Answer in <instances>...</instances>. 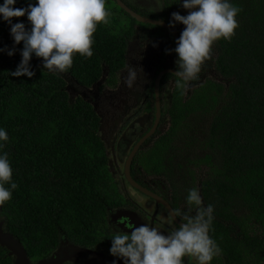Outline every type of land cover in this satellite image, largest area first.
<instances>
[{"label": "trees", "instance_id": "16d2710c", "mask_svg": "<svg viewBox=\"0 0 264 264\" xmlns=\"http://www.w3.org/2000/svg\"><path fill=\"white\" fill-rule=\"evenodd\" d=\"M111 1L108 8H113ZM113 1L120 12H113L110 24L98 25L94 55L76 54L64 73L43 69L42 58L33 55V77L11 76L23 42L14 45L10 26L0 20V48H16L12 56L0 52V127L9 135L3 151L9 154L18 185L0 207V221L32 261L49 257L62 240L110 253L114 232L109 208L127 200L108 167L101 116L88 100L67 89L66 77L84 89L91 84L115 86L127 67L129 46L156 39L162 52L146 88L149 126L155 112L154 78L162 69L177 70V54L166 51L175 48L171 33L136 21ZM28 2L17 0L14 7ZM175 2L162 0V10L136 12L169 23L173 12L188 14ZM230 2L241 8L239 27L231 40L213 44L199 79L185 89L175 82L170 89L164 82L178 77L162 76L159 96L165 95L168 104L161 116L162 121L168 116L170 126L145 141L134 156L131 174L145 185L135 176L143 168L147 178L162 181L170 189L175 212L180 206L187 209L191 188L199 189L204 205L214 206L209 234L223 250L211 264H264V0ZM12 20L31 27L26 15ZM184 27L177 23L174 28L180 35ZM206 70L220 80L203 77ZM0 264H14L1 244Z\"/></svg>", "mask_w": 264, "mask_h": 264}, {"label": "clouds", "instance_id": "9594fccd", "mask_svg": "<svg viewBox=\"0 0 264 264\" xmlns=\"http://www.w3.org/2000/svg\"><path fill=\"white\" fill-rule=\"evenodd\" d=\"M16 3L17 0L0 3V20L10 26L14 45L23 42L21 60L9 73L13 77L31 78L35 75L30 64L33 55L42 58V67L49 72L69 71L76 54L85 58L94 55L92 45L98 25L111 22L112 13L106 7L107 0H35L34 4L29 0L26 7L19 8L14 7ZM173 4L188 11L187 15L171 13L169 27H175L177 23L185 27L175 41L177 46L166 50L177 54V70L172 75L178 77L176 86L185 89L199 79L202 65L211 59L213 44L220 39L231 40L235 35L239 27L236 17L241 8L230 0H177ZM25 15L30 28H26L24 22L13 23L12 18ZM0 52L12 56L16 48L5 46L0 48ZM138 70L143 73L142 68L126 67L127 75L123 83L127 88L132 89L136 84ZM8 141V132L0 127V207L11 200L13 190L18 187L12 179L9 154L3 151ZM186 202V210L174 213L182 223L173 227L167 235L159 226L149 224L139 227L130 224V232L114 229L110 238V254L117 260L122 259L123 264H185V257L194 260L195 264H211L223 251L209 234L214 220V206L204 205L196 187L188 191ZM166 223L173 224V219H168ZM117 260H113L112 264H117Z\"/></svg>", "mask_w": 264, "mask_h": 264}, {"label": "rangeland", "instance_id": "374dc122", "mask_svg": "<svg viewBox=\"0 0 264 264\" xmlns=\"http://www.w3.org/2000/svg\"><path fill=\"white\" fill-rule=\"evenodd\" d=\"M145 4L151 7V9L148 10L157 11L160 5L162 4V0H143V3L141 5H145ZM110 5L114 9L108 8L107 6L106 7L111 11V13L113 14V12H116V14H119L118 12H120V10L117 8L113 0L111 1ZM138 14L141 15L140 13ZM141 16L148 17L151 19H158V18L150 17L148 15H141ZM161 51H162V46L159 42L151 43V44L144 43L143 45H141V41H137L136 43H133L131 45L130 58L128 60L127 66L135 65L138 67L140 66V62L142 64H145L146 59L153 63V61L161 55ZM125 69L123 70V78L126 77L127 75ZM204 76H210V77L213 76L214 78L220 80V78L216 77L214 72L211 70L204 71L203 77ZM123 78H122V83H123ZM66 80H67V89L74 96L79 95L81 96L82 99L88 100L92 104V106H94L95 109L99 112V114H101L102 117L101 128L102 130L106 129L108 134V136L106 135L107 137H105V139L108 142L107 150L109 151L110 165L113 171H115V173H117V175L119 176L121 190L125 193L127 198L130 199L133 202V204L136 203L137 204L136 206L138 207L134 210L118 209L114 213L116 215H119L122 212L129 214L135 226H141L142 224H149L152 226L162 227L161 225L158 224V222H152L151 220V219L153 220L157 219L158 217V214L156 212L158 211V207L156 206L154 200L142 194L128 183L126 184L123 179V164L132 146L134 145L135 140L139 137L141 133V130L144 126L143 124L144 115H146V118L148 116L147 114L142 112L136 115L135 117L130 118L132 112L136 113L137 108L141 104L140 96H136L135 94L136 92L142 93V88L140 87L138 88L137 86L139 84V79H137L136 84H134L132 89L127 88L123 83L120 86V88L115 92V94L110 93V90H99V88L94 85H90L87 89L80 88L77 84H74L70 78L66 77ZM170 83L172 87L175 84V82L173 81H170ZM123 86L125 87L122 90H120L121 87ZM97 102H101L100 105H102L103 109L110 108L111 110L116 111L118 113L117 116L113 117L114 111H112L111 113L102 111L100 113V107L96 105ZM167 122L163 132L166 131L170 126V123ZM102 138H104L103 135ZM153 185L157 188L156 184ZM166 190H167V194L169 195L170 189L167 186H166ZM122 199L125 200L126 199L125 196H122ZM160 208L161 207H159V209ZM162 215L163 216H161L160 218L164 219L163 221L166 227V229L163 228L164 229V232L162 231L163 234H165L166 231L167 232L170 231L173 227H179L175 223L171 225L166 223V221L168 220L167 218L168 215L167 216L165 214ZM6 240L7 239L4 235V228L1 226L0 244L7 247L8 242H6ZM59 249H55L54 251L56 257L58 256V253H62L64 249L68 253L79 251L78 248L70 245L66 241H63L60 244ZM91 252L94 254L95 261L99 260L102 263H105L111 261L112 259L117 260V258L113 257L112 255L104 254L103 253L104 251L102 252L96 249H91ZM92 258L93 257H91L90 255L84 254L82 255L81 263L100 264L95 262ZM13 260L16 262L17 260L16 256L13 257ZM119 260L117 261L120 264H123V261H119ZM30 264H36V263L30 260Z\"/></svg>", "mask_w": 264, "mask_h": 264}, {"label": "flooded vegetation", "instance_id": "af4514ba", "mask_svg": "<svg viewBox=\"0 0 264 264\" xmlns=\"http://www.w3.org/2000/svg\"><path fill=\"white\" fill-rule=\"evenodd\" d=\"M122 1H124V3L126 4V5H128L127 4V2H130V3H133L134 5L133 6H129L130 7V9H132L133 11H135L136 12V10H141V9H144V8H146L147 10L148 9H151V7L149 6V5H147V4H145V5H141L142 3H143V0H122ZM160 7H161V5H160ZM158 19H161V18H158ZM163 20V19H162ZM169 24V23H168ZM168 31V30H167ZM132 42H135V41H132ZM156 42H158L156 39H151V40H149V41H147V42H141V45H143L144 43H147V44H151V43H156ZM133 44V43H132ZM131 44V45H132ZM131 45L129 46V49H128V51H129V53H128V57H130V48H131ZM162 52V51H161ZM159 58L160 57H157L154 61H153V63L151 62V61H149V60H145V64H142L141 62H140V66H135V65H132V67H134V68H142V70H143V73H141V72H139V70H138V79H139V84L137 85L138 86V88L140 87V88H142V93H140V92H136L135 94H136V96H140V98H141V104H140V106L137 108V110H136V113L135 112H132V115H130V118H132V117H135L136 115H138V114H140V113H142V112H144L145 114H147L148 115V112L146 111V104H145V102H146V98H147V95H146V88H147V86L149 85V82H150V80H151V76L154 74V72H155V70H156V66L158 65V62H159ZM175 70V69H174ZM158 74V73H157ZM165 74H168V73H165ZM165 74H163V75H165ZM171 74H174V73H171ZM162 75V76H163ZM157 76V75H156ZM156 76H155V78H156ZM162 76H161V79H160V83H161V81H162ZM122 78H123V72H121L120 73V75H119V77H118V79H117V84L115 85V86H112V85H109V86H104V84L103 85H100V88H99V90H110V93H112V94H115V92L120 88V86L123 84L122 83ZM155 78H154V81H155ZM119 79H120V82H119ZM154 81H153V93H154ZM170 81H173V82H176L174 79H170L169 81H168V83H167V80L164 82L165 84H164V86H167L168 88H170V89H173L174 87H175V84L173 85V87H172V85H171V83H170ZM91 85H94V86H96V87H98V85H95V84H91ZM90 86V85H89ZM88 86V87H89ZM125 86H123V87H121V89L120 90H122L123 88H124ZM159 90H160V84H159ZM138 91V90H137ZM166 90H164V92H165ZM120 92V91H119ZM167 94V93H166ZM159 95H160V93H159ZM121 100V99H120ZM101 104V102H97L96 103V105L97 106H99L100 107V113L102 112V111H104V112H112V111H114V110H111L110 108H104L103 109V107H102V105H100ZM160 104H161V115H162V111L164 110V108L167 106V100H166V97H165V95H163V99H162V97L160 96ZM111 110V111H110ZM117 112L116 111H114V115H113V117H115V116H117ZM100 116H101V114H100ZM165 116H166V114H165ZM148 117H149V115L147 116V118H146V115H144V118H143V124H144V126H143V128H142V130H141V133H140V135H139V137L135 140V143L137 142V140L140 138V137H142L145 133H147L149 130H150V128L153 126V123H154V119H155V112H154V119H153V122L148 126V124H149V121H148ZM128 118V117H127ZM126 118V119H127ZM125 119V120H126ZM124 120V121H125ZM168 121V122H167ZM166 122L167 123H170L169 122V120H168V116H166V120H164V121H162V116L160 117V120H159V122H158V124H157V126H156V128H155V131L151 134V136L150 137H148V138H151L153 135L155 136V137H158L162 132H163V130H164V128H165V125H166ZM101 123H102V117H101ZM101 136L103 135L104 136V138H102L103 139V141H104V143H105V145H106V149H107V140L105 139V137H107L108 136V134H107V130L106 129H104V130H102V128H101ZM107 135V136H106ZM147 138V139H148ZM146 139V140H147ZM145 140V141H146ZM145 141L143 142V144L141 145L142 147L143 146H145L144 145V143H145ZM134 143V144H135ZM141 146L139 147V149L141 148ZM133 147V146H132ZM139 149H138V151H139ZM108 151V150H107ZM137 151V152H138ZM136 152V153H137ZM110 157H109V151H108V167H109V169H110V171H111V173H113L114 175H116V176H118L117 175V173H115V171H113V169H112V167H111V165H110ZM133 159H134V157H133ZM133 159H132V161H133ZM131 165H132V163H131ZM130 174H131V168H130ZM131 176H132V174H131ZM135 176H136V178L137 177H139V180L141 181V182H143L145 185H142L140 182H138V181H136L135 179H134V177L132 176V178L136 181V182H138L139 184H141L142 186H144V187H146V188H148L149 190H151V191H153L154 193H156V194H158V195H160V196H162L164 199H166L168 202H169V200H170V194L168 195L167 194V190H166V186L162 183V181H157V179L155 178V177H151V176H149L148 178H147V176H146V171H145V169H143V168H140L139 169V171L138 172H136L135 173ZM123 179H124V181H125V183L127 184L128 182L125 180V178H124V174H123ZM118 180H119V176H118ZM119 182H120V180H119ZM153 184H156V186H157V188L153 185ZM162 185H164V186H162ZM119 186H120V191H122L121 190V184H119ZM134 188V187H133ZM137 190V189H136ZM123 192V191H122ZM140 192V191H139ZM124 193V192H123ZM143 194V193H142ZM145 195V194H144ZM124 196H125V198L128 200H125L124 202H122L121 201V203L119 204V205H117L116 207H110L109 208V215H108V223L110 224V228H111V230L114 232V229L115 230H122V231H125V232H129L130 231V229H129V227H128V224H131V225H134V223H133V221H132V218L130 217V215L129 214H127V213H124V212H122L121 214H119V215H116L114 212L116 211V210H118V209H129V210H134V209H136V208H138L136 205V203L135 204H133V202L130 200V199H128L127 198V196L125 195V193H124ZM150 198V197H149ZM150 201V200H149ZM155 202V201H154ZM156 203V202H155ZM170 203V202H169ZM171 204V203H170ZM156 206L158 207V211H156L157 212V214H158V217H157V219H151L152 220V222H158V224L159 225H161L162 227H160V229H161V231H163L164 232V229H166V227H165V224H164V219L163 218H160L161 216H163L162 214H165L166 216H167V218L168 219H170V216H169V214H168V212H167V210L161 205V204H159V203H156ZM172 206V205H171ZM159 207H161L160 209H159ZM173 208V207H172ZM174 210V209H173ZM180 210H185V209H181V206H180ZM113 216H116L117 217V220L116 221H114L113 220ZM120 217V218H119ZM180 220H181V218L180 217H178ZM182 221V220H181ZM173 223H174V221H173ZM176 224V223H175ZM115 225V226H114ZM177 225V224H176ZM135 226V225H134ZM178 226V225H177ZM117 228V229H116ZM164 228V229H163ZM166 235H167V231H166V233H165ZM101 251V250H100ZM103 252V251H102ZM104 254H109V255H111L110 253H106V252H103ZM185 259V264H195V261L194 260H192V259H189V258H187V257H185L184 258ZM119 261H123L122 259H120ZM64 262H68V263H70V264H85V263H81V261H78V262H74V261H72V260H69L68 258H66V260L64 261ZM111 262H113V259L111 260ZM97 263H99V262H97ZM100 264H107V263H100ZM109 264H110V261H109ZM117 264H120L118 261H117Z\"/></svg>", "mask_w": 264, "mask_h": 264}, {"label": "water", "instance_id": "95a60500", "mask_svg": "<svg viewBox=\"0 0 264 264\" xmlns=\"http://www.w3.org/2000/svg\"><path fill=\"white\" fill-rule=\"evenodd\" d=\"M115 1L125 12H127L135 20H137L139 22H143V23H150L153 25H158V26L168 30L174 38V47L177 46L175 41L179 38V34L174 27H169V24L166 21H164L162 19H151L148 17H143V16L139 15L137 12L130 9L122 0H115ZM175 72H176V70H174L172 68H165V69H162L161 71L158 72V74L155 78V81H154L155 119H154L153 126L150 128V130L147 133H145L142 137H140L137 140V142L133 145V147L131 148V150L128 153L126 160L123 164V174H124L125 180L128 182L129 185H131L132 187H134L135 189H137L141 193L145 194L146 196L150 197L156 203L161 204L167 210L170 218L173 219L174 223H176L179 226L182 223V221L178 218V216H174L175 211L173 210L171 204L166 199H164L162 196L154 193L153 191L149 190L148 188H146V187L142 186L141 184H139L138 182H136L130 174V168H131V163H132L133 157L135 156L136 152L138 151L139 147L143 144V142L148 137H150L151 134L155 131V128H156V126L160 120V117H161V108H160L161 104H160V96H159V84H160L161 76L165 73H175ZM112 218L114 221L117 220L116 216H113ZM129 225L130 224H128V226ZM1 226H2V221H0V227ZM135 227H139V226H135ZM130 231H131V229H130ZM4 235L7 239L6 242H8L7 248L9 249V255H11L13 257L16 256V258H17L16 262L13 260L14 263H16V264H30V259H28L26 252L23 249L20 242L17 239H15L10 233H8L6 231H4ZM62 242H63V240L60 242V244ZM60 244L58 245V247L56 249H59ZM70 245H72V244H70ZM72 246L78 248L79 251L73 252V253H68L64 249L62 251V253H58L57 257L55 256V252H53L49 257L44 258V259H40V260L34 261V262L36 264H62V263H64L66 258H68L69 260H72L74 262H78V261H81L82 255H84V254L90 255L91 257H93L92 259L95 261L94 254L91 252V249L82 248V247L75 246V245H72ZM95 262L101 263V261H99V260H96ZM105 263L109 264V262H105ZM91 264H93V263H91ZM110 264H112L111 261H110ZM229 264H240V263H229Z\"/></svg>", "mask_w": 264, "mask_h": 264}]
</instances>
